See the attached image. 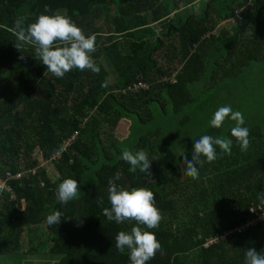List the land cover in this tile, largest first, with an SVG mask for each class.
Segmentation results:
<instances>
[{
    "label": "trees",
    "instance_id": "16d2710c",
    "mask_svg": "<svg viewBox=\"0 0 264 264\" xmlns=\"http://www.w3.org/2000/svg\"><path fill=\"white\" fill-rule=\"evenodd\" d=\"M170 2L0 0V254L264 264V0Z\"/></svg>",
    "mask_w": 264,
    "mask_h": 264
},
{
    "label": "rangeland",
    "instance_id": "374dc122",
    "mask_svg": "<svg viewBox=\"0 0 264 264\" xmlns=\"http://www.w3.org/2000/svg\"><path fill=\"white\" fill-rule=\"evenodd\" d=\"M168 6V10L173 8L172 3L170 0H164ZM226 26V24H224ZM107 69L110 70V80H115V74L113 73V70L109 66H107ZM261 83L264 85V77H260ZM129 122L128 121H121L119 128L116 131V135L120 137V139L125 138L128 135L129 132ZM38 155V154H37ZM39 156V155H38ZM39 160L42 163V158L39 156ZM47 169L52 173L50 166H46ZM36 237L40 235L38 234V231H35ZM37 245L36 241H30L28 239V236H26L23 239V250H29L31 252H24V251H17L11 254H0V264H53L55 261L59 260L60 255L52 254L47 251L45 247H40L33 251Z\"/></svg>",
    "mask_w": 264,
    "mask_h": 264
},
{
    "label": "built area",
    "instance_id": "2783aa9c",
    "mask_svg": "<svg viewBox=\"0 0 264 264\" xmlns=\"http://www.w3.org/2000/svg\"><path fill=\"white\" fill-rule=\"evenodd\" d=\"M144 87H146V86L143 85L142 83H140V84H134V85H129L126 88V90H137L139 88H144ZM8 177H9V175H8ZM249 211L251 213L250 219H248V221L246 223L241 224L240 226H238L237 228H235L230 233H233V232H242L246 228H248L249 226H254L257 222H261V221L264 220V209L261 206L257 205L256 207H251Z\"/></svg>",
    "mask_w": 264,
    "mask_h": 264
}]
</instances>
